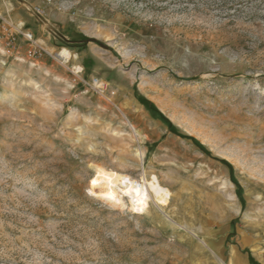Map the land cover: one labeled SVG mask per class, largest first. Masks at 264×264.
Returning a JSON list of instances; mask_svg holds the SVG:
<instances>
[{
  "label": "rangeland",
  "instance_id": "rangeland-1",
  "mask_svg": "<svg viewBox=\"0 0 264 264\" xmlns=\"http://www.w3.org/2000/svg\"><path fill=\"white\" fill-rule=\"evenodd\" d=\"M0 14V264H264V0ZM99 169L156 176L170 203L114 204Z\"/></svg>",
  "mask_w": 264,
  "mask_h": 264
},
{
  "label": "bare ground",
  "instance_id": "bare-ground-1",
  "mask_svg": "<svg viewBox=\"0 0 264 264\" xmlns=\"http://www.w3.org/2000/svg\"><path fill=\"white\" fill-rule=\"evenodd\" d=\"M62 56L69 58V52L64 49ZM79 69V71H82L81 68ZM137 156L142 160V153H138ZM98 173V176L94 180L93 188L99 190L98 196L109 199L114 204H123L116 190H119L130 199L132 209L138 213L148 211L149 202L151 199L153 200V197H155L154 199L157 204L162 207H167L170 203V191L161 185L156 176H153L151 180L144 178L143 182L139 183L127 175L110 173L102 169H99Z\"/></svg>",
  "mask_w": 264,
  "mask_h": 264
},
{
  "label": "built area",
  "instance_id": "built-area-1",
  "mask_svg": "<svg viewBox=\"0 0 264 264\" xmlns=\"http://www.w3.org/2000/svg\"><path fill=\"white\" fill-rule=\"evenodd\" d=\"M11 30V24L7 21L6 18H4L0 14V34L6 35L10 32ZM25 37V40L29 42V51H28V56L29 57H36L39 54L44 51L43 48L38 46V44L35 42L33 34L27 32L23 34ZM14 41V40H13ZM97 90H100L102 92H105V84L100 82L99 79H94L93 84H92Z\"/></svg>",
  "mask_w": 264,
  "mask_h": 264
},
{
  "label": "trees",
  "instance_id": "trees-1",
  "mask_svg": "<svg viewBox=\"0 0 264 264\" xmlns=\"http://www.w3.org/2000/svg\"><path fill=\"white\" fill-rule=\"evenodd\" d=\"M93 41H95L96 43H99L98 41H96V40H93ZM140 100H141V102L144 104V105H146L147 107H153L152 106V104L149 102V101H147L146 99H144V98H140ZM238 188V195H239V198H240V200H242V189L238 186L237 187ZM251 260V263H254V264H256L255 262H254V260L252 259V258H250Z\"/></svg>",
  "mask_w": 264,
  "mask_h": 264
}]
</instances>
